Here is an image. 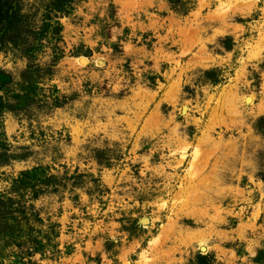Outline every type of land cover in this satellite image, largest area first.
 Here are the masks:
<instances>
[{"label": "rangeland", "instance_id": "rangeland-1", "mask_svg": "<svg viewBox=\"0 0 264 264\" xmlns=\"http://www.w3.org/2000/svg\"><path fill=\"white\" fill-rule=\"evenodd\" d=\"M0 264H264V0H0Z\"/></svg>", "mask_w": 264, "mask_h": 264}, {"label": "bare ground", "instance_id": "bare-ground-1", "mask_svg": "<svg viewBox=\"0 0 264 264\" xmlns=\"http://www.w3.org/2000/svg\"><path fill=\"white\" fill-rule=\"evenodd\" d=\"M83 63V62H82Z\"/></svg>", "mask_w": 264, "mask_h": 264}]
</instances>
